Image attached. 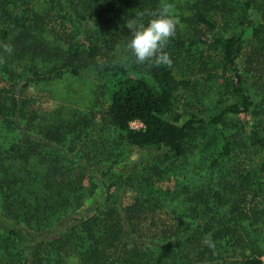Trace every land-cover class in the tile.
Masks as SVG:
<instances>
[{"label": "trees", "instance_id": "1", "mask_svg": "<svg viewBox=\"0 0 264 264\" xmlns=\"http://www.w3.org/2000/svg\"><path fill=\"white\" fill-rule=\"evenodd\" d=\"M165 4L177 20L164 48L171 64L136 63L127 24ZM255 7L264 0H0V213L31 232L66 222L39 241L9 230L14 252L0 248V264H261L264 18ZM237 9L223 26L212 18ZM192 51L198 64H183ZM92 67L113 83L98 114L46 124L23 95ZM192 86L205 89L196 90L203 107L181 121L177 103ZM208 129L221 141L215 156L196 149ZM137 149L156 155L130 163L124 155ZM172 159L184 160L182 180L160 187ZM95 168L105 199L72 218L95 193L85 184Z\"/></svg>", "mask_w": 264, "mask_h": 264}, {"label": "rangeland", "instance_id": "2", "mask_svg": "<svg viewBox=\"0 0 264 264\" xmlns=\"http://www.w3.org/2000/svg\"><path fill=\"white\" fill-rule=\"evenodd\" d=\"M238 9L233 11L232 14L226 10L221 11L220 15L217 13L215 16H212L214 21H218V24L225 25L228 20L235 21L239 17ZM264 11L255 7L254 16L256 20L264 18ZM234 14V15H233ZM221 15H228L220 17ZM232 15V17H230ZM55 24L54 22L52 23ZM208 36H211L213 30L204 29ZM70 32V30H69ZM248 36L251 34V29L247 31ZM125 59H128L126 56ZM200 56L198 52L192 51L190 54H184L181 57V62L185 65L191 66V64H198ZM140 70V69H137ZM141 77H148L144 74H139V71L135 72ZM203 76H206L204 74ZM112 79L108 78L107 75L103 74L102 68L92 67L86 70H83L80 75L70 76L59 78L49 83L41 82L39 84H33L30 86L24 93V97L30 100L31 109L36 111L38 116H41L46 124H60L63 121L66 122H76L87 115L98 114V111L104 108L106 95L112 89L111 83ZM218 85L224 84V78L218 77L216 79ZM6 82L2 79L0 74V88L6 86ZM195 88V89H192ZM197 88L204 91L203 96L206 93L205 89L202 86H192L189 90H184L181 92L179 102L177 103V116L181 114L180 120H187L190 116V111L195 109L202 108L199 104L200 92H196ZM209 101L204 103L205 108L208 110L212 105H208ZM93 128V125L89 127V131ZM112 146H117V143H120L117 139L112 141ZM196 149L198 152H202L203 155L215 156L221 148V141L219 138H216V132L213 129L205 130L204 133H201L195 140ZM107 150H110V146H107ZM119 148H123L119 146ZM153 149L145 150H135L132 154H125L127 159L130 160V163L136 161H148L153 160L156 155ZM99 153V151H98ZM158 153H160L158 151ZM106 155H103V158H106ZM172 159L169 162L170 176H166L163 181H160L158 185L160 187L166 188V186H172L182 180L181 169H183L182 159ZM95 168L91 172V178H87L85 184L88 186L90 192L93 186H96L95 193L92 196L86 197L84 200V206L80 208V211L72 216L81 217L92 214L95 206L104 201L105 199V187L102 182V173ZM119 170L118 173H124L123 168L117 167ZM125 201L131 200L132 192H127L125 195ZM66 222L55 225L51 229L41 230L37 232H31L24 226H17L15 222L4 217L0 213V248H8L10 254H13L14 249H10L11 246V236L9 230L16 229L18 230V240L19 241H39L48 238H53L55 235L59 234L65 228ZM13 256V255H12ZM264 258V256H262Z\"/></svg>", "mask_w": 264, "mask_h": 264}, {"label": "clouds", "instance_id": "3", "mask_svg": "<svg viewBox=\"0 0 264 264\" xmlns=\"http://www.w3.org/2000/svg\"><path fill=\"white\" fill-rule=\"evenodd\" d=\"M177 20L175 9L171 4H165L154 12L145 23L142 20H132L127 24L131 38L127 48L135 58V62L143 64L148 61L156 66L169 65L171 60L164 48L176 33ZM11 51L10 48L6 49Z\"/></svg>", "mask_w": 264, "mask_h": 264}, {"label": "built area", "instance_id": "4", "mask_svg": "<svg viewBox=\"0 0 264 264\" xmlns=\"http://www.w3.org/2000/svg\"><path fill=\"white\" fill-rule=\"evenodd\" d=\"M131 127L134 128V129L135 128L138 129V128L143 127V124L140 121H134V122H132ZM261 264H264V258H262Z\"/></svg>", "mask_w": 264, "mask_h": 264}]
</instances>
